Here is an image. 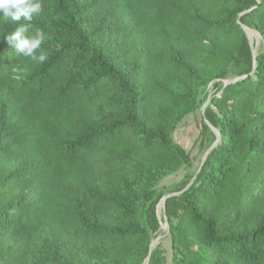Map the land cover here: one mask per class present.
<instances>
[{
	"label": "trees",
	"instance_id": "obj_1",
	"mask_svg": "<svg viewBox=\"0 0 264 264\" xmlns=\"http://www.w3.org/2000/svg\"><path fill=\"white\" fill-rule=\"evenodd\" d=\"M41 2L43 63L4 38L29 22L0 21V264H145L155 183L192 162L172 133L231 65L220 138L165 205L172 264H264V0Z\"/></svg>",
	"mask_w": 264,
	"mask_h": 264
},
{
	"label": "rangeland",
	"instance_id": "obj_2",
	"mask_svg": "<svg viewBox=\"0 0 264 264\" xmlns=\"http://www.w3.org/2000/svg\"><path fill=\"white\" fill-rule=\"evenodd\" d=\"M0 21L5 23H15L14 21H11L10 18L3 17V13H0ZM245 26L247 27V34H245L249 44H251V49L252 51L255 50L257 53L262 48V38L255 28L248 25ZM236 69L237 67L231 65L224 78L210 82L206 86L202 87L200 90L198 107L193 112L187 114L177 124L176 129L173 131V142L183 147L186 152L189 153L192 162L190 166L183 165L177 171L159 178L156 181L155 189L159 193L163 194V197L170 193H179L181 189L194 181L195 175L205 165L206 159L209 155L208 154L206 156V153H208L209 149L218 139L217 129L213 126H209V130L204 129L203 124L205 114L208 111H216L211 104L212 96L220 87L224 86L228 79L238 76ZM18 74V78L24 75L22 73ZM215 82H218L219 86H216L214 84ZM163 197L159 201L156 209L160 224L159 230L152 235L150 242V244L154 242V248L152 251L157 252L154 264H172L173 259L169 217L166 214V208L162 202ZM172 220L176 223L175 218H172ZM148 264H150V262Z\"/></svg>",
	"mask_w": 264,
	"mask_h": 264
},
{
	"label": "clouds",
	"instance_id": "obj_3",
	"mask_svg": "<svg viewBox=\"0 0 264 264\" xmlns=\"http://www.w3.org/2000/svg\"><path fill=\"white\" fill-rule=\"evenodd\" d=\"M0 11L3 12V17H8L11 21L20 22L23 19L29 22L19 24L15 31L4 37L9 47L24 57H31L40 63L45 62V53L42 52L39 56L35 54L46 39L45 34L37 31L34 36L26 35L34 15H39L43 11L41 0H0Z\"/></svg>",
	"mask_w": 264,
	"mask_h": 264
},
{
	"label": "water",
	"instance_id": "obj_4",
	"mask_svg": "<svg viewBox=\"0 0 264 264\" xmlns=\"http://www.w3.org/2000/svg\"><path fill=\"white\" fill-rule=\"evenodd\" d=\"M239 21V20H238ZM241 28L245 31V33L247 34V27L246 26H244V25H241ZM251 45V44H250ZM253 55H254V63L256 62V52H255V50H253ZM239 78L238 77H234V78H231V79H228L226 82H225V86L227 85V84H229V83H231V82H235V81H237ZM205 123H207L209 126H211L210 125V123L205 119ZM217 136H218V139H217V141L213 144V146L209 149V151H208V153H206V156L210 153V151L216 146V144H217V142H218V140H219V138H220V133L217 131ZM180 194V192L179 193H170V194H167V195H165L164 197H163V199H162V202H163V204H164V206L166 205V202H167V199L168 198H170L171 196H175V195H179ZM153 248H154V242H152L151 244H150V249H149V255H148V257H147V261H146V263L145 264H148L149 263V261H150V256H151V252H152V250H153Z\"/></svg>",
	"mask_w": 264,
	"mask_h": 264
}]
</instances>
